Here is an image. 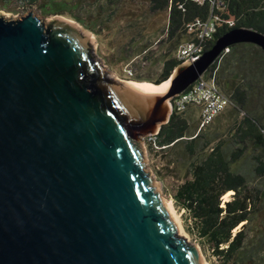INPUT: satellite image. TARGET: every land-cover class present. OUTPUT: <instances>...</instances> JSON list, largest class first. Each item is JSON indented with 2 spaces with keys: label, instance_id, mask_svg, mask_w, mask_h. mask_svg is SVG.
Segmentation results:
<instances>
[{
  "label": "water",
  "instance_id": "water-1",
  "mask_svg": "<svg viewBox=\"0 0 264 264\" xmlns=\"http://www.w3.org/2000/svg\"><path fill=\"white\" fill-rule=\"evenodd\" d=\"M240 43L264 50V34L229 30L151 96L109 72L75 23L0 12V264H204L141 136Z\"/></svg>",
  "mask_w": 264,
  "mask_h": 264
},
{
  "label": "trees",
  "instance_id": "trees-1",
  "mask_svg": "<svg viewBox=\"0 0 264 264\" xmlns=\"http://www.w3.org/2000/svg\"><path fill=\"white\" fill-rule=\"evenodd\" d=\"M14 1L31 8L38 5L49 15L86 10L96 16L92 22L96 27L107 26L121 3V0H0V3L5 6ZM148 2V14L167 11L169 19L158 42L159 55L148 49L151 45L137 48L135 37L124 46L130 56L139 50L146 62L155 55V60L162 64L159 78L138 75V81L158 85L168 80L182 64L179 49L200 41L198 31L190 30L198 20L216 25L212 38L204 41L206 51L233 28L264 34V0ZM203 77L212 80L228 97V106L205 126L201 125L198 106L189 105L184 111L174 108L168 122L150 139L161 150L168 151L172 164L177 165L179 171L175 176L180 182L174 194L175 204L185 211L187 229L197 238L211 263L264 264V50L252 43L232 45Z\"/></svg>",
  "mask_w": 264,
  "mask_h": 264
},
{
  "label": "rangeland",
  "instance_id": "rangeland-1",
  "mask_svg": "<svg viewBox=\"0 0 264 264\" xmlns=\"http://www.w3.org/2000/svg\"><path fill=\"white\" fill-rule=\"evenodd\" d=\"M148 6V0H121L119 8L109 24L107 26L101 24L97 25V27L94 26L95 23H92L96 21V16L87 14L86 10L82 11L80 9L74 10V13L71 14L81 17L82 20L72 16L70 13L49 15L38 5L31 8L21 4L20 1H14L5 6L0 3V12L12 14L13 16L19 14L24 17L32 10L39 19L43 17L48 19L60 18L75 23L79 28L91 34L96 47V55L104 61L103 65L107 66L106 69L114 73L117 79L125 83L151 85L153 82L148 80L138 81L136 76L152 79L160 77L162 64L155 60V55L153 56L154 59L146 62L143 58V53L141 54L139 50H135L132 56L124 51L126 50L124 46L131 41L132 37H135L137 48H146L147 45H151L148 49L157 55L160 54L158 42L163 38L162 30L168 23L169 12L165 11L151 15L147 13ZM86 8L89 9V7ZM19 19L21 18L18 17ZM44 22L47 23L48 21L44 19ZM92 54H94V51H92ZM142 61L144 62L142 63ZM138 65H141L142 68L140 69ZM165 82L170 84V80ZM171 104L170 102V112H172ZM150 136H141L148 158L146 167L155 176V181L159 185L162 196L171 202L181 231L188 237L187 241L197 247L204 264H212L197 238L188 231L185 211L179 209L175 204L174 194L176 186L180 182L175 176V173L179 171L177 165L172 164L173 161L168 151L161 150V148L153 144ZM230 194L225 198L228 199Z\"/></svg>",
  "mask_w": 264,
  "mask_h": 264
},
{
  "label": "built area",
  "instance_id": "built-area-1",
  "mask_svg": "<svg viewBox=\"0 0 264 264\" xmlns=\"http://www.w3.org/2000/svg\"><path fill=\"white\" fill-rule=\"evenodd\" d=\"M198 31L199 42L185 44L179 49L178 59L182 63H189L198 60L206 51L204 41L212 38L216 31L214 22L206 23L197 21L190 26V30ZM229 51V47L224 52ZM172 110L184 111L189 105H196L200 109L201 125H209L215 117L220 114L229 104L226 97L214 84L212 80L205 77L199 78L184 92L174 97L171 101Z\"/></svg>",
  "mask_w": 264,
  "mask_h": 264
},
{
  "label": "bare ground",
  "instance_id": "bare-ground-1",
  "mask_svg": "<svg viewBox=\"0 0 264 264\" xmlns=\"http://www.w3.org/2000/svg\"><path fill=\"white\" fill-rule=\"evenodd\" d=\"M128 84L131 85L137 91H139L145 95H151V96H155V95H159L161 93H164L168 89V85H169L168 82H163V83L158 84V85H144V84L131 83V82Z\"/></svg>",
  "mask_w": 264,
  "mask_h": 264
}]
</instances>
